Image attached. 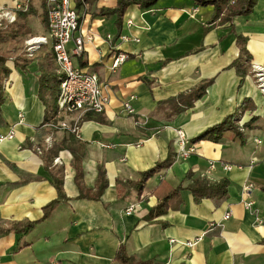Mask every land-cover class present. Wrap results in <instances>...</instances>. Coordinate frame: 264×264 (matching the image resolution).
Wrapping results in <instances>:
<instances>
[{
	"label": "crops",
	"instance_id": "0c3cea01",
	"mask_svg": "<svg viewBox=\"0 0 264 264\" xmlns=\"http://www.w3.org/2000/svg\"><path fill=\"white\" fill-rule=\"evenodd\" d=\"M27 1L0 0V9L14 13ZM116 4L96 0L75 6L80 31L92 34L94 42L82 57L73 58V66L95 73L109 98L104 113L82 116L76 135L50 126L71 125L76 114L56 115L44 124L35 56L50 44L38 48L25 71L7 63L11 73L3 86L0 136L13 135L0 141V264H113L120 247L136 261L156 264H264V97L252 74L240 78L232 66L239 55L236 36H241L250 72L252 64L264 67V0H257L251 15L210 28L213 7L158 0L144 11L128 7L119 30L115 16L98 15ZM34 19L39 20L30 18L32 38L43 37L47 28L36 32ZM127 20L133 22L129 29ZM121 35L139 42H120ZM117 54L128 58L113 71ZM203 82L209 85L202 97L174 113L167 102ZM129 100L132 117L123 113ZM244 100L254 109H247L240 123L257 119L244 131V145L234 140L191 143ZM177 130L194 148L187 157L178 155ZM170 153L172 165L137 191L141 175ZM187 174L211 184L226 179V199L196 204L183 191L181 203L173 201L164 216L146 220L159 200L190 183ZM58 178L64 199L43 219L44 208L57 199L53 180ZM247 185H252L251 208L245 206Z\"/></svg>",
	"mask_w": 264,
	"mask_h": 264
},
{
	"label": "trees",
	"instance_id": "16d2710c",
	"mask_svg": "<svg viewBox=\"0 0 264 264\" xmlns=\"http://www.w3.org/2000/svg\"><path fill=\"white\" fill-rule=\"evenodd\" d=\"M46 1L39 0L40 9L39 12L35 5L34 0H28L26 4V10H17L14 12L15 21L12 24H8L6 21L2 22L0 28V105L2 103L3 86L4 82L9 77L11 70L7 66V63L11 62L15 68H19L25 71L31 63V59L28 58L24 41L32 38V28L30 26V18L36 17L39 19L42 25L47 28L46 18ZM96 0H76V8L81 7L83 4H92ZM197 7H213V16L208 23V27L222 25L229 23L235 17H246L253 13L257 0H190ZM158 0H117L115 8L108 10H101L98 12L99 16H115L117 27L121 28L122 18L130 6H135L139 10H148L152 8ZM234 32V31H233ZM236 45L239 49V55L237 60L233 62L232 66L235 68L237 75L240 78H245L250 72V55L246 48V42L241 36H236ZM128 58V57H127ZM35 59L38 64L39 76L37 79V98L45 106V117L44 124L54 120L58 113L57 99L59 96L60 83L62 76L57 71V66L54 61L53 51L50 46H44L39 49ZM208 82L201 83L192 92L179 95L174 99H170L167 104L171 105L174 113H180L187 109H190L194 102L202 97ZM250 102L244 100L236 111L223 119L220 123L206 129L195 138L191 140V143H199L201 141H208L211 143L218 144L224 140H234L240 145H244L246 142V136L244 135L245 130L252 129L254 124L257 122L256 118H252L251 121L244 124L241 131L239 122L243 113L247 109L253 110L254 108L249 106ZM56 152L54 153V155ZM173 154L170 153L164 162L156 164L153 168L144 172L139 182L135 185L137 191L141 192L144 184L153 175L159 171L169 168L173 163ZM75 169L77 171L76 180L78 181L81 177L79 173V166L75 162ZM99 183L105 182L104 173L98 171ZM186 181L190 183L183 187L178 186L172 190L168 195L159 200L154 207H152L147 216L146 220H154L161 216H164L171 202L175 201L181 203L180 194L183 191H187L192 196L193 202L198 204L202 199H210L216 204L222 202L227 197L228 181L226 179L220 180L218 183L211 184L206 179L194 178L192 174H187L185 177ZM53 186L57 192V199L47 205L44 208L43 219L49 217L55 207L62 202L64 199L62 191L61 178L53 180ZM104 185L101 186V188ZM100 188V189H101ZM82 196V195H81ZM34 225V224H33ZM32 227V225H31ZM30 227V228H31ZM113 264H156L153 261L140 262L136 261L133 257L128 256L124 247H120L115 255Z\"/></svg>",
	"mask_w": 264,
	"mask_h": 264
},
{
	"label": "built area",
	"instance_id": "2783aa9c",
	"mask_svg": "<svg viewBox=\"0 0 264 264\" xmlns=\"http://www.w3.org/2000/svg\"><path fill=\"white\" fill-rule=\"evenodd\" d=\"M46 18L48 35L38 38H30L25 42L28 58L33 57L34 53L41 45H51L54 61L57 66L58 73L62 76L60 83L59 96L57 99V115H78L71 125L65 122H57L50 125L54 129L67 130L73 134L79 131V121L86 114H102L105 112L109 102V98L104 93L105 86L99 82V78L95 73L85 72L73 66V58H80L84 54L85 46L94 42L92 34H83L80 31V17L76 11L73 0H47L46 1ZM17 10H26V7H18ZM6 21L12 24L15 21V14L4 9H0V28L2 22ZM126 28H131L132 20L124 23ZM107 40L110 36L106 37ZM120 42L138 43L137 38L121 35ZM73 44L70 50L69 45ZM127 60L124 54H117L112 57L111 70H116L121 64ZM251 69L256 86L264 97V67L262 65L252 64ZM123 113L126 116H134L135 110L131 105V100L123 104ZM239 127L243 131V124L239 122ZM244 132V131H243ZM0 136V141L11 137ZM178 155L187 157L193 153L194 148L189 145L185 134L181 130H177ZM50 143V140H46ZM260 143V141H256ZM213 168V164H209ZM223 169L228 171L231 166L223 165ZM252 185L244 187L243 192L246 197L245 206L251 208L252 202L249 200ZM135 206L132 205L126 211L127 214L133 212ZM227 214L224 219L227 220ZM188 247L194 246V243H187ZM1 263V260H0Z\"/></svg>",
	"mask_w": 264,
	"mask_h": 264
},
{
	"label": "rangeland",
	"instance_id": "374dc122",
	"mask_svg": "<svg viewBox=\"0 0 264 264\" xmlns=\"http://www.w3.org/2000/svg\"><path fill=\"white\" fill-rule=\"evenodd\" d=\"M34 5L36 6V8H38V11H41L39 0H35L34 1ZM34 23L35 24H33V28L35 27L36 32L37 31H40L41 32V30H43V25L40 23V21L34 19ZM44 30H45V28H44ZM47 35H48V31L47 32H44V36H47Z\"/></svg>",
	"mask_w": 264,
	"mask_h": 264
}]
</instances>
